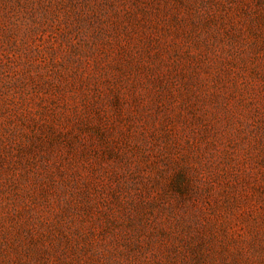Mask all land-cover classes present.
I'll use <instances>...</instances> for the list:
<instances>
[{"label": "rangeland", "instance_id": "rangeland-1", "mask_svg": "<svg viewBox=\"0 0 264 264\" xmlns=\"http://www.w3.org/2000/svg\"><path fill=\"white\" fill-rule=\"evenodd\" d=\"M0 264H264V0H0Z\"/></svg>", "mask_w": 264, "mask_h": 264}]
</instances>
